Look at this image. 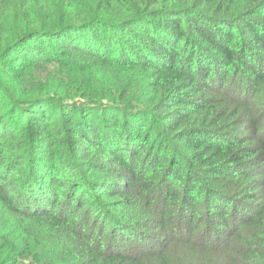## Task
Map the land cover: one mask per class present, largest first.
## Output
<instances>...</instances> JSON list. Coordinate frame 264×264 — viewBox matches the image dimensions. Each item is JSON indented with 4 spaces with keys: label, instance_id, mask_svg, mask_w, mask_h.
<instances>
[{
    "label": "trees",
    "instance_id": "16d2710c",
    "mask_svg": "<svg viewBox=\"0 0 264 264\" xmlns=\"http://www.w3.org/2000/svg\"><path fill=\"white\" fill-rule=\"evenodd\" d=\"M0 264H264V0H0Z\"/></svg>",
    "mask_w": 264,
    "mask_h": 264
}]
</instances>
